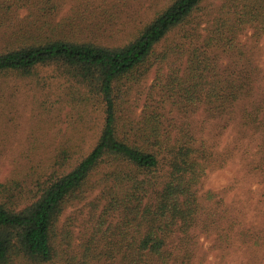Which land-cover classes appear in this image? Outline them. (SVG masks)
I'll return each instance as SVG.
<instances>
[{
  "label": "trees",
  "instance_id": "1",
  "mask_svg": "<svg viewBox=\"0 0 264 264\" xmlns=\"http://www.w3.org/2000/svg\"><path fill=\"white\" fill-rule=\"evenodd\" d=\"M31 2L42 4V21L33 34L15 36L0 51V74L30 76L38 68L52 67L68 78L76 93L83 90L85 101L98 97L103 120L96 142L75 162L63 149L51 168L34 173L27 190L22 186L26 180L0 183V264H88L92 247L103 241L105 247L119 249V264H182L171 244L174 235L190 229L201 207L197 185L204 158L188 130L181 135L164 131L157 108L146 105L142 119L134 121L120 115V101L131 86L127 81L139 80L153 59L164 62L179 53V64L157 82L165 100L174 97L183 106L204 103L221 115L241 106V122L264 135V86L255 91L251 75L232 66L219 70L217 54L225 40L231 42L253 18H262L264 26V0L243 1L247 3L240 15L224 4L203 28L202 20L193 24L202 0H172L119 46L68 36L63 21L51 18L60 0H0V36L9 35L5 29L11 13ZM95 22L92 18L81 24ZM181 26L183 41L176 42L177 49L157 54L158 43ZM100 168L99 198L105 203L77 258L61 242L73 237L71 228L59 223L65 209L84 198L88 181ZM115 216L116 221L107 224Z\"/></svg>",
  "mask_w": 264,
  "mask_h": 264
},
{
  "label": "rangeland",
  "instance_id": "2",
  "mask_svg": "<svg viewBox=\"0 0 264 264\" xmlns=\"http://www.w3.org/2000/svg\"><path fill=\"white\" fill-rule=\"evenodd\" d=\"M60 1L58 12L52 13L51 18L63 21L62 28L68 36L119 46L130 41L172 0ZM243 1L251 0L232 3L202 0L193 24L202 20L203 28L224 4L231 5L240 15L245 9L243 4L247 3ZM41 5L31 2L11 13L5 29L9 35L0 36V51L14 42L15 36L38 30L43 14ZM228 7L223 10L228 11ZM260 16L264 18V9ZM92 18L97 22L88 27L81 24L91 22ZM182 35L183 26L158 43L156 53L166 48L173 50L177 41H183ZM217 54L219 70L232 66L233 71H246L255 80L254 90H260L264 86L262 18H253L242 25L235 38L231 42L225 40ZM177 57L164 62L153 59L139 80L127 81L131 86L119 107L120 115L134 121L142 119L146 105L157 108L164 131L181 135L188 130L195 136L204 158L203 174L197 185L201 207L190 229L174 235L171 244L174 256L182 264H264L263 132L241 122V106L235 108V113L221 115L213 114L204 103L183 106L174 97L165 100L157 82L170 66L179 64ZM82 93L83 90L76 93L68 78L52 67L38 68L30 76L16 72L0 74V183L8 179L26 180L22 186L27 190L34 173L51 168L53 158L63 149L69 150L67 157L75 162L92 148L103 120L101 102L93 96L85 101ZM103 171L100 168L92 175L84 198L70 204L59 223L71 228L73 237L61 242L77 258L81 257L92 233L94 216L105 203L99 198ZM116 219V216L110 218L107 224ZM105 246L103 241L99 247H92L88 264H119V249L115 245Z\"/></svg>",
  "mask_w": 264,
  "mask_h": 264
}]
</instances>
